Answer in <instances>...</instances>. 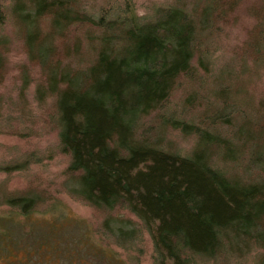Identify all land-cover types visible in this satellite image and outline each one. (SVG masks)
Segmentation results:
<instances>
[{"label": "trees", "instance_id": "trees-1", "mask_svg": "<svg viewBox=\"0 0 264 264\" xmlns=\"http://www.w3.org/2000/svg\"><path fill=\"white\" fill-rule=\"evenodd\" d=\"M205 1H193L191 9L161 7L152 19H144L131 7L124 15L108 17L87 12L78 0H9L10 17L22 35L27 59L45 72V83L37 87L36 96H53L59 150L69 156V194L96 209L132 214L140 228L127 227L129 219L114 226L107 218L104 234L124 246L143 230L159 264H196L200 257L226 264L251 247L264 250V178L252 176L264 170L260 112L232 113L220 121L229 128L222 137L209 129L218 126L225 106L206 118L204 130L165 120L197 137L190 155L169 151L148 135L145 120L165 103L177 81L207 70L206 41L220 19L222 3L227 10L237 3ZM6 11L0 6V26ZM259 14L243 53L264 62V7ZM81 28L82 35L75 33ZM85 38L94 39L87 47L91 59L75 68L62 63L60 56L76 52ZM6 41V36L0 37V77ZM216 156L243 173L228 174L212 163ZM40 198L31 192L8 197L5 203L28 216ZM0 220L4 224L0 260L5 259L0 264H90L87 251L93 255L108 251L93 240L83 242L82 234L78 239L82 247L66 255L60 246L57 260L49 258L50 252L42 254L51 250H45V241L37 242L35 252L24 244L26 260L16 259L22 245L13 232L14 215ZM56 229L50 228L49 238L55 237ZM37 251L40 260L35 258Z\"/></svg>", "mask_w": 264, "mask_h": 264}, {"label": "rangeland", "instance_id": "rangeland-1", "mask_svg": "<svg viewBox=\"0 0 264 264\" xmlns=\"http://www.w3.org/2000/svg\"><path fill=\"white\" fill-rule=\"evenodd\" d=\"M81 6L93 14L107 13L108 17H119L132 8L138 17L152 19L156 9L179 6L191 9L193 1L205 0H78ZM231 3L230 0H225ZM234 7L222 3L220 19L215 23L208 43L207 70H198L192 77H181L175 84L168 99L145 120L148 135L161 141V146L169 151L190 155L197 143V137L180 129H174L167 121H181L197 129H206V118L219 113L218 126L212 132L224 136L229 128L220 121H226L232 113L260 112L264 116V62L251 60L243 52L251 29L260 21L264 0H235ZM0 6L7 10L5 23L0 26V37L6 36L4 47L5 64L0 77V169L10 165L15 170H0V217L14 215L15 237L22 245L16 259L26 260L25 245H31L32 252L38 241H45V256L55 257L62 250L75 253L79 236L99 248L108 250L103 255H93L87 251L86 260L90 264H159L153 244L146 232L141 230L139 237L124 246L115 245L111 236H106L102 227L110 218L114 226L120 220L129 219L127 227L140 228L136 218L126 210L105 211L96 209L69 194L70 174L67 172L69 156L59 150L58 130L54 123L53 96H36L37 87L45 83V72L36 62L27 59L22 35L10 17L9 0H0ZM227 12H224V11ZM117 15V16H116ZM81 28L78 35H82ZM92 39H83L73 56L61 55L62 63L81 67L91 59L87 47ZM94 41V39H93ZM92 41V42H93ZM64 44V41H63ZM76 56V57H75ZM67 58V59H66ZM44 87V86H43ZM225 101L223 98L225 97ZM225 104V105H224ZM211 111L212 113H208ZM256 115V114H255ZM218 136V135H217ZM212 163L230 175L239 176L243 169L230 163L225 164L219 156ZM20 167V168H18ZM238 168V169H237ZM264 168V166H263ZM257 179L264 178V170L253 174ZM39 193L40 200L28 216L7 205L11 196ZM115 220V221H114ZM77 223V224H76ZM3 227V220H0ZM56 229L55 237L49 238L50 228ZM84 236L87 237L84 239ZM99 242V243H98ZM25 244V245H24ZM79 247H75L78 246ZM101 246V247H100ZM97 251V250H96ZM34 254V253H33ZM111 254V257L109 255ZM37 255V256H36ZM35 258L40 260L38 251ZM35 259V260H37ZM5 262V259H1ZM264 250L251 247L243 256L236 255L226 264H261ZM222 264L221 259L216 261ZM196 264H214L206 258H196Z\"/></svg>", "mask_w": 264, "mask_h": 264}]
</instances>
